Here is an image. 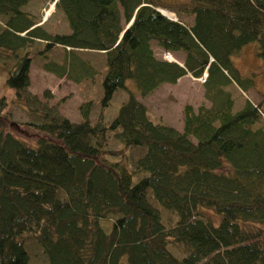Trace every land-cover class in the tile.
Segmentation results:
<instances>
[{
    "label": "trees",
    "instance_id": "trees-1",
    "mask_svg": "<svg viewBox=\"0 0 264 264\" xmlns=\"http://www.w3.org/2000/svg\"><path fill=\"white\" fill-rule=\"evenodd\" d=\"M40 1L63 11L69 33L48 31L22 10L30 0H0V52L14 56L5 84L25 107H41L21 125L0 97V264H28L26 236L47 264H264V129L252 128L264 110L247 99L234 112L227 90L256 85V74H242L233 58L256 43L264 62V0ZM153 42L184 53L182 65L157 57ZM56 49L66 59L44 68L77 84L94 71L81 52L104 55L95 123L92 99L72 122L30 93L34 55ZM205 73L210 105H185L182 131L149 118L139 97ZM119 89L128 99L106 123ZM22 126L35 143L14 133ZM111 132L118 149L107 146ZM132 147L145 153L129 168ZM160 208L176 221L167 223Z\"/></svg>",
    "mask_w": 264,
    "mask_h": 264
},
{
    "label": "rangeland",
    "instance_id": "rangeland-1",
    "mask_svg": "<svg viewBox=\"0 0 264 264\" xmlns=\"http://www.w3.org/2000/svg\"><path fill=\"white\" fill-rule=\"evenodd\" d=\"M53 3H45L40 0H30L29 4L24 6L22 10L31 12L39 23L46 21L44 27L48 31H55L62 34L70 32L68 20L62 10L51 7ZM40 42H34L33 50L41 47ZM153 49L159 58H165V51H162L156 42H153ZM81 58L93 67L91 73L92 78L81 81L77 84L69 78L58 77L55 73L46 70L44 67L50 62H63L66 59L65 53L61 49L49 51L45 58L34 55L31 66V84L30 93L36 95L42 105L56 106L61 115L67 117L72 122L80 121V105L92 99L94 106L90 112V119L95 123L100 112V99L102 97L101 80L105 74V58L101 52L85 51L81 52ZM172 60L182 63L178 54H171ZM175 58V59H173ZM236 66L242 74L246 76H255V87L248 91H242L237 85H230L227 90L231 92L234 100V112L240 110L247 99L254 104H261L264 110V62L257 55V44L251 43L246 45L242 52L233 58ZM14 64V56L9 52H0V97L5 95L9 101L8 111L11 113L12 119L17 124H23L27 121L35 119L36 113L40 112L41 107L31 105L25 107L22 102H18L14 97L12 89L6 86L7 68L5 63ZM202 77L195 78L191 74L183 76L175 84L166 83L159 87L153 94L147 98L139 97V100L146 106L149 118L158 124L170 125L177 130L182 131L184 122V107L191 104L196 110L201 104L210 105L205 97V89L203 87ZM127 86L136 91L132 81L127 82ZM128 99L126 89H119L109 106L106 113V123H110L117 115L120 105ZM253 129H264V115L252 126ZM17 135L25 138L29 143L33 144L37 140V134L27 127H16ZM107 146L109 148L118 149L121 147V141L113 132L108 133ZM145 153L144 147H132L125 157V163L129 168L135 167L136 159ZM117 159V158H113ZM137 178L135 177V181ZM161 209V208H160ZM164 219L167 223L173 224L177 216L174 212L161 209ZM205 215H211L213 220L217 221V217L211 211L202 210ZM25 247L29 253L28 264H47V259L43 247L34 239L26 236ZM170 248L178 255L181 249Z\"/></svg>",
    "mask_w": 264,
    "mask_h": 264
},
{
    "label": "bare ground",
    "instance_id": "bare-ground-1",
    "mask_svg": "<svg viewBox=\"0 0 264 264\" xmlns=\"http://www.w3.org/2000/svg\"><path fill=\"white\" fill-rule=\"evenodd\" d=\"M51 7H54V4L51 5ZM162 13H164L166 16L170 17V18H175L176 15L175 13L171 12V11H168V10H165V9H161ZM175 59V58H173ZM171 60H172V57H171ZM206 76H207V73L204 74V77L206 79Z\"/></svg>",
    "mask_w": 264,
    "mask_h": 264
},
{
    "label": "crops",
    "instance_id": "crops-1",
    "mask_svg": "<svg viewBox=\"0 0 264 264\" xmlns=\"http://www.w3.org/2000/svg\"><path fill=\"white\" fill-rule=\"evenodd\" d=\"M44 23H45V21H43L42 23H39V24H43V25H44ZM160 49H161V48H160ZM161 50H162V49H161ZM162 51H164V50H162ZM172 54H176V55L178 54L179 56H181V57H180L181 59H184V53H182V52H177V53H176V52H172ZM179 80H181V78H180ZM179 80H178V81H179Z\"/></svg>",
    "mask_w": 264,
    "mask_h": 264
},
{
    "label": "built area",
    "instance_id": "built-area-1",
    "mask_svg": "<svg viewBox=\"0 0 264 264\" xmlns=\"http://www.w3.org/2000/svg\"><path fill=\"white\" fill-rule=\"evenodd\" d=\"M165 59H171V54L169 52H166L165 55H164ZM202 80L205 81V77L203 76L202 77Z\"/></svg>",
    "mask_w": 264,
    "mask_h": 264
},
{
    "label": "water",
    "instance_id": "water-1",
    "mask_svg": "<svg viewBox=\"0 0 264 264\" xmlns=\"http://www.w3.org/2000/svg\"><path fill=\"white\" fill-rule=\"evenodd\" d=\"M161 13H162V11H161V9L159 10ZM163 15H165L164 13H162ZM166 16V15H165ZM168 17V16H167ZM169 19H171V20H177V18L175 17V18H170V17H168ZM131 24V23H130ZM130 24L127 26V27H129L130 26ZM175 62H178V61H175ZM179 64H181L180 62H178ZM182 65V64H181Z\"/></svg>",
    "mask_w": 264,
    "mask_h": 264
}]
</instances>
